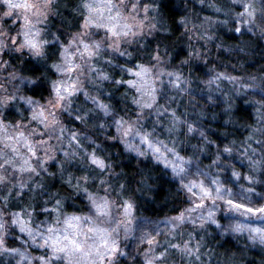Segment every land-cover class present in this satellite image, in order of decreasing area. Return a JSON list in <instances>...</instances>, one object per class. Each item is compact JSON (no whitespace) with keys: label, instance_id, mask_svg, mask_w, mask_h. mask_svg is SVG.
I'll return each mask as SVG.
<instances>
[{"label":"clouds","instance_id":"obj_1","mask_svg":"<svg viewBox=\"0 0 264 264\" xmlns=\"http://www.w3.org/2000/svg\"><path fill=\"white\" fill-rule=\"evenodd\" d=\"M0 264H264V0H0Z\"/></svg>","mask_w":264,"mask_h":264}]
</instances>
